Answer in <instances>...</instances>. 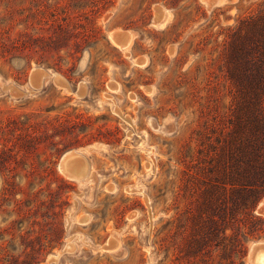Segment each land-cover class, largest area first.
Returning a JSON list of instances; mask_svg holds the SVG:
<instances>
[{
  "label": "rangeland",
  "instance_id": "obj_1",
  "mask_svg": "<svg viewBox=\"0 0 264 264\" xmlns=\"http://www.w3.org/2000/svg\"><path fill=\"white\" fill-rule=\"evenodd\" d=\"M260 11L264 0H0V264H253L264 73L239 79L236 55L253 33L238 26ZM70 151L81 179L60 168Z\"/></svg>",
  "mask_w": 264,
  "mask_h": 264
},
{
  "label": "trees",
  "instance_id": "obj_2",
  "mask_svg": "<svg viewBox=\"0 0 264 264\" xmlns=\"http://www.w3.org/2000/svg\"><path fill=\"white\" fill-rule=\"evenodd\" d=\"M247 28L253 30L252 36L240 40L237 47V58L243 73L239 74V79L247 71L255 73H264V11L259 14L251 15L242 19L238 26V36Z\"/></svg>",
  "mask_w": 264,
  "mask_h": 264
},
{
  "label": "bare ground",
  "instance_id": "obj_3",
  "mask_svg": "<svg viewBox=\"0 0 264 264\" xmlns=\"http://www.w3.org/2000/svg\"><path fill=\"white\" fill-rule=\"evenodd\" d=\"M131 39L132 37L127 32L124 33L118 32L113 35V40H115L120 46L118 44L117 45L125 51L128 50ZM45 76H47V74L45 73L44 70L36 69L30 77V83L32 87L34 88L40 87L42 85V81ZM54 81L56 82V84L60 86H63L65 88L68 87L67 81L64 78L62 79V77L59 75H55ZM12 89L14 91L16 90L15 87H12ZM30 91L32 90L30 89ZM80 156L81 155L78 154L76 151L67 152L62 158V162L60 166L62 172L73 179H81L85 171H87V164L85 159H82L83 157ZM260 255L264 257V243H256L251 247V259L253 264H261Z\"/></svg>",
  "mask_w": 264,
  "mask_h": 264
}]
</instances>
